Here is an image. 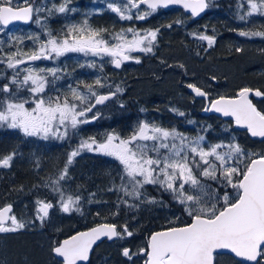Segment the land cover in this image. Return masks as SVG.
I'll use <instances>...</instances> for the list:
<instances>
[{
    "label": "snow or ice",
    "instance_id": "obj_1",
    "mask_svg": "<svg viewBox=\"0 0 264 264\" xmlns=\"http://www.w3.org/2000/svg\"><path fill=\"white\" fill-rule=\"evenodd\" d=\"M71 3L72 0H61L49 7L34 0L17 3L0 0V33L14 22L34 23L41 30L20 35L9 33L7 41L0 38V65L4 66L0 79L7 81L0 84V128L17 131L25 138L71 141L82 126L100 118L97 106L106 105L124 92L102 76L91 83L83 80L69 83L63 91L58 87V82L69 73L66 66L61 68L56 62L68 54L99 58L102 72L104 58L118 69L129 60L141 62L133 53H154L159 29L127 27L110 32L107 28L93 27L89 22L92 15H102L107 10L121 21H142L159 9L179 5L191 17H198L211 6V0H100L105 7L74 22L71 17L77 13V8L70 6ZM257 15L264 17V0H238L240 21L248 23L249 18ZM56 16L68 21L59 33L49 27V21ZM238 34L264 38L261 30H242ZM192 35L206 41L208 47L215 43V36ZM26 42L33 46L26 49ZM36 61H51L56 66L39 67ZM79 66L97 68V62L88 60ZM187 87L207 100L204 111L230 118L222 129L229 136L226 142L207 140L211 125L189 136L175 127L165 128L141 120L127 136L112 131L100 139L81 137L67 153L56 178L45 182L44 186L58 195L57 203L62 212H80L82 197L66 195L62 182L70 179L69 169L83 153L109 157L119 166V183L113 178L112 186L107 189L118 194L114 205L117 210L111 215L118 216L121 206L138 209L142 204L163 205L162 200L148 193L150 185L168 193L189 221L177 226L176 221L181 217L176 216L169 221L173 226L152 232L138 251L123 248V257L129 261L134 256L142 258L143 264H220V257L231 256L232 264H264V151L246 150L232 135L234 128L244 129L264 143V111L250 99V94L261 97L264 92L244 87L235 96L221 95L212 99L208 92L194 84ZM105 88L107 92L101 91ZM119 107L124 108V103L120 102ZM170 111L181 117L186 115L176 108ZM16 156L15 151L0 156V169L10 168ZM35 204L34 220L18 218L11 204L0 207V235L28 229L35 220L43 226L56 205L40 199ZM133 235L127 224L101 223L54 242L50 251L58 258L56 264H90V254L98 241L103 238L122 240Z\"/></svg>",
    "mask_w": 264,
    "mask_h": 264
},
{
    "label": "rangeland",
    "instance_id": "obj_2",
    "mask_svg": "<svg viewBox=\"0 0 264 264\" xmlns=\"http://www.w3.org/2000/svg\"><path fill=\"white\" fill-rule=\"evenodd\" d=\"M13 2L17 3L21 2V0H13ZM34 2L37 4L45 3L44 1L36 0H34ZM233 7V12L236 16V24L239 26L250 27V29L245 28V30H258L251 29V27L261 22L259 21V18H249L248 23L240 21L237 18V6L234 5L231 8ZM75 8H77V14L80 16H78L74 22H79L83 20L85 14L94 12L95 9L101 8V6L93 5L87 6V8L75 6ZM210 9L213 10V12L209 18L217 21L216 18L220 16L217 15L216 11H214L215 5L213 8L209 7V10ZM223 14H226V12ZM262 21L263 22L261 24H264V17ZM131 22V27H135L136 29H159V33H161L162 30L163 32L161 33V37L164 36V39L167 35V44L164 45L162 49L158 48V45H156L154 53H140L139 58L141 63L139 66L141 68L139 70H136V72L129 76H127L128 72L124 73L126 76H124V82L121 85V88L124 89V92L122 93L124 97L115 101L117 104L116 115L119 119L130 114L129 105L132 102L131 98L133 94H137L139 99L146 103H149L150 99L157 96L159 99H155L153 101L160 100L159 104H161V107L154 109L156 113L161 109L157 114V122L152 117L148 118L150 116V112L147 110L141 112L140 110L143 108H138L137 114H140L141 117L137 116L133 122L129 120V123H131L134 127L138 121L141 120H146L163 126L162 124H159L158 118L162 117L164 108H167V128L175 127L177 129H181L182 131L183 128L190 127L195 124H188L187 121L191 120L190 115L192 114V110L196 103L200 104V102H193V95L191 96V94L186 93L183 88L181 91L178 90V88L182 87L183 83H189L191 80L196 81L197 85L206 90L211 97L228 95L237 86L242 85L243 82L246 81V78L256 73V71H250L252 70V67L264 64V38L261 37H244L247 39L245 40L246 47L244 48V51H241V54L239 53L237 56H228V59L221 61L219 60L220 56L215 54L212 58H208L205 62H199L194 60V57L187 52V48L184 46L182 48L181 44L177 43V39L174 37L176 30H172L173 26L168 27L169 24L172 25L171 22H167V29L165 26H161V22L159 25L156 23L158 26L155 27H148L143 21L133 20ZM91 24H93V22ZM191 37L193 39H197L193 35ZM0 38L7 40L2 33H0ZM252 42H260V46H256V44L255 47L252 48ZM221 44L222 47L226 46L225 42H222ZM96 62L100 63L99 60ZM163 64H166L167 69H164ZM179 65H183L184 67L181 68ZM44 67H51V64L44 65ZM88 72V83H91L98 75L93 72V69H88ZM109 77H111V74H109ZM127 77L128 80H126ZM213 77H215V79H213ZM107 82L112 84L108 78ZM66 86L67 84L62 82L58 84V87H61V91L65 90ZM163 97H167V100L164 101ZM125 99L129 100L130 103ZM120 102L124 103V108L119 107ZM202 104L203 103L201 102V108ZM97 108L100 112V116H102L103 111H101L100 107L97 106ZM171 108L179 109L180 111L185 112L186 115L184 117L178 116L176 113L170 111ZM202 123L203 127H206L207 125L212 126V129L207 133V140L210 143H216L221 140L226 142L229 139V136L222 131L227 122L221 123V126L213 125V122L210 120L202 121ZM125 127L126 123L123 127L124 131ZM5 130H7L10 134L15 135L12 139L21 135L17 131L0 128V138H4V140L0 139V141H3L0 145L2 151L6 144L12 146L13 143L12 139H8L6 137ZM109 130L110 128H108V130L102 129L101 120L99 118L90 124L82 126L79 134L73 136L71 141H43L37 138H25L21 135L22 140L16 145L17 147L22 145V149L17 151V156L15 157L12 166L2 170H4L5 174L10 177L9 180L14 179L13 176L16 175L18 165H20L22 171L25 172L28 170L26 174L31 180L26 186L20 185L14 193L9 192L6 194V197L11 196L10 198L16 199L14 203L8 201L2 202L0 207L6 203H11L13 205V211L18 218L34 220L37 208L35 201L37 199L50 201L56 206L50 210L49 216L44 221L43 226H41V222L39 220H35V223L28 229L17 233L0 235V264H56L57 259L52 255L50 248L58 236L62 235L65 229L70 225V222L65 219L68 218L69 214H72L75 211L71 213L62 212L57 203L59 199L58 195L53 193L49 188L45 187L44 184L45 182L56 178L60 169L64 165L67 153L76 146L81 137L86 138L89 136H95L100 139L103 138L106 133L110 132ZM200 130L198 132H200ZM117 133L123 135L122 131ZM197 133L188 134V132H185V134L189 136H195ZM236 139H239L238 136H236ZM238 142L241 144L242 141L238 140ZM13 150L14 149H10L7 154L13 152ZM246 150L250 149L248 148ZM251 151L263 150H255L253 148ZM3 152L1 153V156H4ZM101 157L103 158V156L95 153H83L80 157L76 158L75 163L70 167V179L62 182L66 195H79L82 197L80 208L84 202L88 205L87 207H89L91 205L89 200L94 202L97 200L98 196L91 195L97 189L104 193L102 197H105L107 194L114 196L118 195L117 193L107 191V189L112 186L113 178H116L115 182L119 183V166L117 162L111 158L110 159L112 161H109L108 164L106 163L105 166L101 164ZM37 164H39V167H37ZM209 183L212 182L209 181ZM212 186L215 187L216 185L213 184ZM147 187L152 189L151 187L153 186L149 185ZM95 194H97V192H95ZM155 197L157 198V196ZM168 197L166 201H163V205L142 204L138 209L124 207L122 221L115 224L118 226L127 224L129 230L132 231L134 235L122 240L117 239L106 245L103 244L100 251L104 246H111L112 248L119 247L120 261L122 262L127 260L128 263H132L134 258L132 261H129L127 258L123 257L121 255L122 249L127 247L133 252L138 251L139 248L145 246L144 231L149 226L151 227L164 224V221H167L170 218L173 220V218L179 215V213H177L171 216L172 209L169 206L170 200H168ZM157 199L160 200V198ZM170 199L171 201L173 200L172 197ZM173 203L179 205L175 201ZM179 207L181 206L179 205Z\"/></svg>",
    "mask_w": 264,
    "mask_h": 264
},
{
    "label": "flooded vegetation",
    "instance_id": "obj_3",
    "mask_svg": "<svg viewBox=\"0 0 264 264\" xmlns=\"http://www.w3.org/2000/svg\"><path fill=\"white\" fill-rule=\"evenodd\" d=\"M36 1H44L45 4H47L49 7L51 6L52 3L59 4L61 2V0H36ZM211 1L220 2V0H211ZM235 1H238V0H235ZM93 5H99V6H101V8L105 7V5L100 3V0H72V3L70 6H72V7L82 6V7L87 8V6H93ZM215 11H216L217 15H219V16H222V14L225 12V10H222L221 7L218 6V4L215 5ZM229 11L233 12L234 7L229 9ZM174 12L181 13L184 17H186L189 20L195 19L194 17H191V14H187L183 8L169 7L167 9H159L155 14H153L152 16L147 18L146 20H142V21L145 22V24L148 27L158 26L161 22V26L162 27L165 26V28L167 29V22H171V20L173 19V13ZM78 16H80V15L77 13L74 14L71 17V20L74 21ZM254 17L259 18L260 19L259 21H261V22H259V24H255L254 26L256 28L262 27V25H264V24H261L263 22L262 21L263 17H260L258 15L254 16ZM198 20L202 21L203 18L200 17V18H198ZM67 22L68 21H66L64 19V17L56 16V17H53L49 21V27L51 29H53L54 32L59 33L61 31V29L64 28V26ZM90 22L91 23L93 22L94 25L93 24L92 25L94 27L107 28V29H109L110 32H116V31H119L121 28H126V27L132 26L131 21H121V20H119V18L114 13H111L110 11H107V10H105L102 15H92L90 17ZM156 23H158V25ZM40 31H41L40 28L34 23L14 22L12 25L9 26V29L6 30L2 34L7 39L9 33L20 35V34H28V33H33V32H40ZM162 32L163 31L161 30V33ZM161 33H159L157 36V41H156V44L154 46V49H155L156 45H158V48L162 49L163 46L167 44V42H166L167 41V35H166V38L164 39V36L161 37ZM41 35L43 38V34H41ZM5 41H7V40H5ZM32 46L33 45L31 42H26V45H25L26 49L31 48ZM133 55L139 57L140 53H133ZM93 59H95L96 61L99 60V58L84 57L82 54H68L65 57H61L60 60L56 62V65H59L61 68H64L66 66L67 72L69 73V75H67L65 77V79L59 81L58 84L61 82L65 83V84H69V83L75 84V82L78 80H83V81L88 82V80H89L88 69H93V72L95 74H97L98 76L106 77L109 79V81L112 83V85H119L121 87V85L124 82V80H123L124 76H126V75H124L125 72H128L127 76H129V75H132L134 72H136V70H139L141 68L139 66L141 62L136 63L133 60H129V61L124 62L122 64V66L117 69L111 63L107 62L108 58H104L103 71L102 72L99 70V65L101 63L100 60H99L100 63L97 62V68H88V67H80L79 66L80 64H84L86 61L93 60ZM155 59H157V58H155ZM163 63H165V62H163ZM48 64H51V67L56 66L51 61H36L35 62V65L39 66V67H44V65H48ZM163 67H164V69H167L166 64H163ZM3 69H4V66L0 65V70H3ZM250 71H256V73L254 75H250V77L246 78V81H244L242 85L237 86L233 91H231L226 96H230V97L235 96L236 93L241 88H244V87H248V88H251L254 90L259 89L261 92H264V64H259L257 67H252V70H250ZM8 73L11 74L10 70H8ZM109 74H111V77H109ZM126 80H128V77ZM5 82H7L6 79H0V84H3ZM188 84H194V85L200 87L199 85H197L196 81L191 80L189 83H186V84L183 83L182 87L178 88V90L181 91L183 88V90L186 93L191 94V96L193 95L192 96L193 102H200V104L196 103V105L194 106V108L192 110V114L190 115V119L195 121V124L191 125L190 127L183 128L182 131H181V129H178L180 132H183V133L188 132V134L197 133L203 127L202 121H209L210 120L213 122V125H220V126H221V123H223V122L228 123L230 121V118L224 119V118H221L215 114L204 115L202 113V111L205 108L207 101L202 97H196L194 95V92H192V90L187 87ZM200 88L203 89L202 87H200ZM101 90L103 92L108 91L107 88L101 89ZM113 90H114V88H113ZM218 96H221V95H218ZM218 96L211 97V95H210V98L213 99V98H216ZM123 97H124V95L120 94L114 100L107 102L106 105L98 106V107H100L101 111H103L102 116H100L101 126H102L103 130H106V129L108 130V128H110V130H109L110 132L122 131L123 135H126V136L129 135L131 130L134 128V126L131 123H129V120H131V122H133L137 116L138 117L140 116V114H137L138 108L139 109L143 108V109L147 110L148 112H150V116L148 118L152 117L157 122V119H156L157 114H158V112H160L161 109L158 110L157 113L154 109H156L157 107H161V104H157L160 102V100L159 101H153L152 99H150L149 103L142 102L139 99L137 94H133V96L131 98L132 104L129 102V100L125 99L130 103V105H129L130 114L119 119L118 116L116 115V112H117L116 105L117 104L115 103V101L117 99H122ZM155 99H159V97L156 96ZM250 99H252L253 103L256 105V107L258 109L264 111V96L256 97L254 94H250ZM163 100L164 101L167 100V97H163ZM201 102L203 103L202 108H201ZM158 121H159V124H162L165 128H167V108H164L162 117L158 118ZM125 123H126V127H125V131H124L123 127H124ZM5 131H6V137L8 139H12V137L15 136V135L8 133L7 130H5ZM232 134L235 137L238 136V138H239L238 140L242 141L241 144L244 146V148H246V149L249 148L250 150L254 148L255 150H263L264 151V143H261L259 138H253L250 135H248L246 130L234 128ZM0 139L4 140V138H0ZM15 140H17V142L12 144V146H10L9 144H6V146L3 148L4 152L0 148V156L2 155L1 154L2 152L4 153V155H6L10 151V149H14L13 151H15V152L22 149V145L18 146V147L16 145L19 142H21L22 136L21 135L16 136ZM104 158L106 160V158H108V157H104ZM4 174H5V171L0 169V176H3ZM168 195H167V197H168ZM170 198L171 197L169 195V197H168V200H170L169 206L172 209L171 216L179 213L178 216L181 217L180 221H176V225L179 226L183 222H189L188 218L186 216H184V214L182 213L181 207H179V205L174 204L173 203L174 200L171 201ZM170 220H172V219L170 218L167 220V227L173 226L172 224L169 223ZM173 220H174V218H173ZM146 238L147 237L145 236V240H144L145 243H146ZM133 258H134V260L132 261V263H129V264H143L142 258H137L135 256ZM219 259H220V264H232L231 256H224V257H220Z\"/></svg>",
    "mask_w": 264,
    "mask_h": 264
},
{
    "label": "trees",
    "instance_id": "obj_4",
    "mask_svg": "<svg viewBox=\"0 0 264 264\" xmlns=\"http://www.w3.org/2000/svg\"><path fill=\"white\" fill-rule=\"evenodd\" d=\"M238 1L235 0H220V2H213L211 1V8L214 5L221 7L222 10H225L226 14H222V16L217 17L216 20H213L211 14L213 10H209L205 16H203V20L199 21L197 19H187L181 13H173V19L171 20L172 23V30H176L174 33V37L177 39V43L181 44L187 48V52L190 53L194 60L199 62H205L208 58H212L215 54L220 56L219 60H226L228 56H237L241 51H244L245 46V39L244 37L240 36L238 33L239 31L245 30V28L250 29V27L239 26L236 24V16L234 12H230L232 6H237ZM215 11V10H214ZM181 20L183 23L177 24L175 21ZM239 20V19H238ZM251 29H259L264 31V27H255L252 26ZM192 33L197 34H212L215 36V43L213 46L208 47L206 41H201L199 39H193ZM234 39V40H232ZM200 41V42H199ZM222 42L226 43V46L222 47ZM257 44V45H256ZM256 46H260V42H252L251 47L254 48ZM241 49V51H237V49ZM241 54V53H240ZM152 98V100H154ZM156 104V103H155ZM159 104V103H157ZM13 143H16L17 140L12 139ZM3 141H0V145ZM15 146V145H14ZM101 164L106 166L109 161H112L110 158L101 157ZM102 165V167H103ZM16 168V166H15ZM17 170V168H16ZM24 170V169H23ZM28 171V170H27ZM27 171H22L20 165H18L17 173L14 179L9 180V176L3 175L0 176V204L2 202H13L16 199L10 198L11 196H7L6 194L9 192H15L20 185H28L30 182V178L27 177ZM149 189L147 187L148 193L152 196H157L162 201L167 200V193H162L157 191L155 188L151 187ZM97 194L96 202H92L89 207L88 205L82 204L80 212H73L72 214L68 215V218L65 219L66 221L70 222V225L65 229L62 235H59L55 242L59 241L61 238L72 234L75 231L88 228L100 222H114L120 223L122 221V214L124 213V207L121 206L120 214L118 216H113L111 213L115 212L117 209L114 207L116 204L117 196L114 195H105L103 196V192L99 189L95 190ZM93 192V193H95ZM167 204V203H166ZM99 213V215H97ZM94 214V215H93ZM66 227V226H64ZM150 227V226H149ZM147 228L144 233L145 236L149 235L151 232L167 227V221H164V224L151 226ZM108 241H104L95 246L93 253L91 255L90 264H129L127 260L120 261L119 257V247H111V246H104L100 251L103 244H108Z\"/></svg>",
    "mask_w": 264,
    "mask_h": 264
},
{
    "label": "water",
    "instance_id": "obj_5",
    "mask_svg": "<svg viewBox=\"0 0 264 264\" xmlns=\"http://www.w3.org/2000/svg\"><path fill=\"white\" fill-rule=\"evenodd\" d=\"M170 7H181V6H179V5H174V6H170ZM182 8V7H181ZM207 10V9H206ZM206 10H205V12H206ZM184 11L186 12V13H188V14H190L188 11H186L185 9H184ZM205 12H203V13H201V15L200 16H198V17H195V18H200V17H202L204 14H205ZM203 90V89H202ZM195 94V93H194ZM196 96V95H195ZM196 97H198V96H196ZM230 97V96H229ZM215 99V98H214ZM207 101V100H206ZM207 107V102H206V106H205V108ZM202 113L203 114H215V115H217V116H219V117H221L220 116V114H218V113H214V112H206V111H204V109H203V111H202ZM221 118H224V117H221ZM224 119H229V118H224ZM6 204H11V203H6ZM6 204H4V205H6ZM3 205V206H4ZM12 205V204H11ZM3 206H1V207H3ZM13 206V205H12ZM101 223H110V222H101ZM101 223H97V224H95V225H93V226H90V227H88V228H86V229H82V230H78V231H75L74 233H72V234H70V235H68V236H66V237H63V238H61L60 239V241H62V240H64V239H66V238H68V237H70V236H72V235H74V234H76L77 232H83V231H87L88 229H90V228H92V227H95V226H97L98 224H101ZM162 230V229H161ZM157 231H160V230H157ZM155 232V231H154ZM104 240H108L107 238H103L101 241H98L97 242V244H99V243H101L102 241H104ZM114 240H116V239H114ZM114 240H108V241H114ZM96 244V245H97ZM95 246V245H94ZM94 248V247H93ZM92 254V253H91ZM91 254H90V257H91ZM56 259H58V258H56Z\"/></svg>",
    "mask_w": 264,
    "mask_h": 264
},
{
    "label": "bare ground",
    "instance_id": "obj_6",
    "mask_svg": "<svg viewBox=\"0 0 264 264\" xmlns=\"http://www.w3.org/2000/svg\"><path fill=\"white\" fill-rule=\"evenodd\" d=\"M185 98V97H184ZM184 100V99H183ZM168 104V103H167Z\"/></svg>",
    "mask_w": 264,
    "mask_h": 264
}]
</instances>
